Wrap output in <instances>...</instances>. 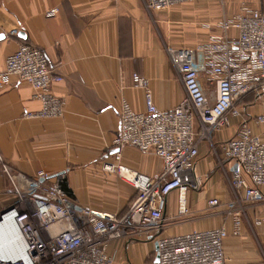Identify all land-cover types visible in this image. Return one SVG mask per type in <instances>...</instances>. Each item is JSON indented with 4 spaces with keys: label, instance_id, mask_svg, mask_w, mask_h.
Instances as JSON below:
<instances>
[{
    "label": "crops",
    "instance_id": "1",
    "mask_svg": "<svg viewBox=\"0 0 264 264\" xmlns=\"http://www.w3.org/2000/svg\"><path fill=\"white\" fill-rule=\"evenodd\" d=\"M245 5L264 15V0H198L163 13L147 11L145 0H0V70L20 44L35 46L63 78L53 93L66 99L61 117L29 119L28 113L41 108L30 85L13 79L0 87V214L17 199L13 176L32 177L38 171L51 175V180L60 176L77 208L122 214L136 192L102 166L117 163L152 178L162 168L152 153L113 144L121 102L135 112L145 109L144 93L132 87V75L148 80L159 111L173 109L184 89L167 49H193L205 43L225 18ZM52 9L57 14L47 18ZM196 62L201 70L200 55ZM199 84L206 92L214 90L202 74ZM228 130L213 133L211 144L200 143L196 173L202 185L186 193L187 212L178 213L176 192L167 197L165 236L222 225L230 231L228 210L236 197L229 178L234 165L221 153L222 142L234 132ZM262 195L250 204L239 200L241 233L224 241L225 264H264V189ZM212 199L219 205L210 207ZM111 251L115 264L157 262L153 240L120 241Z\"/></svg>",
    "mask_w": 264,
    "mask_h": 264
},
{
    "label": "built area",
    "instance_id": "2",
    "mask_svg": "<svg viewBox=\"0 0 264 264\" xmlns=\"http://www.w3.org/2000/svg\"><path fill=\"white\" fill-rule=\"evenodd\" d=\"M198 0H145L147 11L163 13L170 7ZM57 14L47 11L46 17ZM218 32L193 49H167L169 60L184 89L173 109L159 111L148 80L134 73L132 87L144 93L143 112L125 102L118 111L116 148L152 153L161 160V172L152 178L120 164L105 163L102 169L117 175L135 190L134 199L120 214L77 208L62 189L60 176L38 171L28 177L13 176L17 199L0 214V228L12 233V246L0 253V264H115L111 246L125 240H153L157 247L154 264H225L224 241L241 233L243 209L264 189V111L254 114L255 103L264 99V15L258 8L242 6L225 18ZM234 32V36L231 35ZM200 55L202 69L197 68ZM214 88L204 91L199 78ZM26 83L41 108L29 119H51L63 115L66 99L53 93L63 78L54 73L39 48L20 44L0 70V87L12 80ZM253 104H246L247 97ZM244 110V112H243ZM243 113L246 119H242ZM237 126L221 144L224 159L237 166L229 178L236 200L230 204V231L222 225L180 236H165L163 214L167 197L176 192L178 213L187 212L185 195L202 181L196 173L201 142L211 144L213 133ZM198 124V128H197ZM118 160V157H117ZM233 166V167H234ZM219 205L217 199L208 201Z\"/></svg>",
    "mask_w": 264,
    "mask_h": 264
},
{
    "label": "rangeland",
    "instance_id": "3",
    "mask_svg": "<svg viewBox=\"0 0 264 264\" xmlns=\"http://www.w3.org/2000/svg\"><path fill=\"white\" fill-rule=\"evenodd\" d=\"M246 104H253V100L252 101H249V102H246ZM254 114H258L262 111H264V99L262 101H258L257 103H255L252 107V110H251ZM244 112V110H243ZM242 119H246V116L245 114L243 113L242 115ZM237 123L236 120H234V122H232V127L231 129H229L228 131H234L236 129V126H237ZM225 132V131H224ZM2 235V236H1ZM8 240V241H7ZM7 243V244H6ZM9 243V244H8ZM11 246V243H10V240H9V236H6L4 235V232H0V249L3 248V250L5 248H9Z\"/></svg>",
    "mask_w": 264,
    "mask_h": 264
},
{
    "label": "bare ground",
    "instance_id": "4",
    "mask_svg": "<svg viewBox=\"0 0 264 264\" xmlns=\"http://www.w3.org/2000/svg\"><path fill=\"white\" fill-rule=\"evenodd\" d=\"M0 232H4V235L9 236V240H10V243H11V246H12L13 240H12V233H11V231L8 228H0ZM11 246L9 248H5L4 250H3V248L0 249V253H6V252H8L10 250Z\"/></svg>",
    "mask_w": 264,
    "mask_h": 264
},
{
    "label": "trees",
    "instance_id": "5",
    "mask_svg": "<svg viewBox=\"0 0 264 264\" xmlns=\"http://www.w3.org/2000/svg\"><path fill=\"white\" fill-rule=\"evenodd\" d=\"M25 44H26V43H25ZM252 100H253V97L250 96V97H247V98L244 100V102H245V101H246V102H249V101H252ZM61 187H62V189L67 193V195H69V196L71 197L70 191L67 189L65 182H63V183L61 184ZM133 199H134V198H133Z\"/></svg>",
    "mask_w": 264,
    "mask_h": 264
},
{
    "label": "water",
    "instance_id": "6",
    "mask_svg": "<svg viewBox=\"0 0 264 264\" xmlns=\"http://www.w3.org/2000/svg\"><path fill=\"white\" fill-rule=\"evenodd\" d=\"M3 39V37H0V39ZM232 170H237V166L235 165Z\"/></svg>",
    "mask_w": 264,
    "mask_h": 264
}]
</instances>
